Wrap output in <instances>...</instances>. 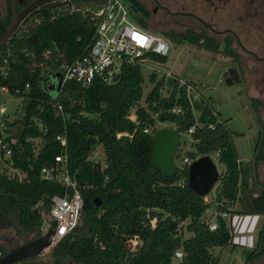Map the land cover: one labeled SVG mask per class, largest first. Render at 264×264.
<instances>
[{
    "label": "trees",
    "instance_id": "16d2710c",
    "mask_svg": "<svg viewBox=\"0 0 264 264\" xmlns=\"http://www.w3.org/2000/svg\"><path fill=\"white\" fill-rule=\"evenodd\" d=\"M29 2L16 1V9ZM86 2L69 0L70 6H42L45 8L29 14L0 47V86H6L15 98L1 119L5 131L17 138L11 156L13 166L26 174L19 180L10 177L6 168L0 169V230L13 227L17 234L39 235L41 211L48 212L52 196L64 192L57 178H42L41 168L55 165V156L65 148L69 171L83 199L99 197L101 204L82 210L80 225L50 253L54 264H64L68 259L75 264H170L177 250L183 253L178 264H217L213 248L229 245L232 238L229 222L221 213L264 216V181L256 178L257 165L264 162V123L252 160H240L226 120L207 103L195 117L186 84L175 80L163 95V79L156 80L151 73L153 87L143 98L144 78L138 65L124 66L109 84L94 79L82 87L67 80L52 98L43 82L51 72L86 55L94 40L96 19L86 9L97 8L102 0L87 6ZM8 4L3 27L12 17L10 0ZM160 33L173 44H189L238 63L228 39L220 49L217 41L203 34ZM253 104L260 118L264 103L252 98ZM133 109L137 123L128 118ZM166 124L180 134L196 125L190 135L194 150L184 151L182 158L193 161L218 153L216 158L224 166L221 189L209 202L187 186L188 164L178 167L171 178L162 176L151 164L153 135L160 128L157 125ZM119 132L124 134L117 137ZM57 135L66 137V147L61 146ZM97 145L104 151L105 167L100 175L94 171L96 162L88 159ZM210 208L216 214L214 230L209 228L213 212L205 215ZM184 231L190 235L184 237ZM133 236L138 237L139 245L131 251L126 242ZM262 254L264 223L245 264H254Z\"/></svg>",
    "mask_w": 264,
    "mask_h": 264
},
{
    "label": "rangeland",
    "instance_id": "374dc122",
    "mask_svg": "<svg viewBox=\"0 0 264 264\" xmlns=\"http://www.w3.org/2000/svg\"><path fill=\"white\" fill-rule=\"evenodd\" d=\"M16 1L21 3L33 0ZM98 1L100 0L90 2L85 0L84 5H91ZM156 1L160 0H143L149 11H151ZM124 2L130 5L128 0H124ZM163 3L175 11H186L188 7L186 0H164ZM66 5L70 6L71 4ZM72 5L75 4L72 3ZM224 5L222 11L223 21L220 28H232L247 50H253L258 56L264 57V18L258 20V23L254 25L255 28L252 26V0H226ZM8 8V0H0V20H3L8 14ZM208 12L210 13L211 10H208ZM130 17L137 26L159 34L167 31L180 34V32L186 31V24L189 22V18L184 15L169 16L161 12L152 15L147 22L142 20L139 12L133 10ZM231 21H234L235 24H232ZM163 36L168 39L165 35ZM225 37L226 40L232 41V48L238 56L237 64H234L231 58H226L222 54L197 50L189 44L176 45L168 39L172 46L168 57L164 60L163 65L152 64V67L155 68L156 80L163 79L164 81L163 95H167L168 90L174 86V81L179 80L180 84L185 83L188 88V97L196 118L199 117L205 103H207L221 120H226V124L233 132L232 141L236 147L238 158L246 161L253 158L255 150L258 149L256 148L258 139L259 137L262 138L261 128L263 126L261 123H264V107L260 111V118H258L259 110L254 104L252 105V98H257L264 103V62L254 60L252 55L237 46L235 39L230 35H225ZM221 48L223 49V46ZM150 56L157 58L154 55ZM216 56L220 58L216 59ZM229 70H233L235 75L225 74ZM149 72V70H142L144 78L142 84L143 98L153 87V83L149 81ZM62 81L63 69L59 68L51 72L43 82V86L49 91L52 98L57 97ZM1 99H7L8 105L15 103V98L8 97L6 94H2ZM8 105H6L7 108ZM157 126L161 128L168 125ZM36 142H39V140ZM178 143L179 147L176 155L180 154L181 156H175L174 162L177 167H180L184 151H193L194 146L191 144V136L188 134H181ZM211 158L221 174L224 166L218 162L215 155ZM97 159L104 164V157ZM1 167L2 164L0 163V169ZM256 178L259 181H264V162L258 163ZM220 189L221 186L218 181L211 192L205 196V200L210 201L212 195L219 193ZM212 212L213 208H210L205 212V215L210 216ZM237 215L239 214L232 212L229 219V229L231 234H234L233 238H236L237 242L245 233L246 245L234 246L233 243H230L223 248H213L212 253L218 256L217 264H245L248 255L257 246V231L262 229L263 222L259 227L257 226L258 229L255 232L248 233L242 228L239 229L238 225L241 223L236 220L239 218ZM44 227L48 228V221L45 222ZM4 232L13 234V231L9 228ZM189 235L190 233L184 231V237ZM248 239H252L251 245H248ZM170 264H178V260L173 258ZM254 264H264V254L256 259Z\"/></svg>",
    "mask_w": 264,
    "mask_h": 264
},
{
    "label": "built area",
    "instance_id": "2783aa9c",
    "mask_svg": "<svg viewBox=\"0 0 264 264\" xmlns=\"http://www.w3.org/2000/svg\"><path fill=\"white\" fill-rule=\"evenodd\" d=\"M86 10L96 19L95 37L86 55L62 68L63 81L61 87L67 80H74L82 87L89 86L94 79H100L108 84L112 83L126 65H138L142 70H149L150 74L155 73L156 76L155 68L152 67V64H164L160 59H166L172 47L168 39L159 33L148 31L137 26L130 17L132 9L124 0H102L97 8L87 7ZM48 54V51L44 52V55L47 56ZM150 55H154L157 58H152ZM0 94L1 170L6 168L10 177L17 176L19 180H22L26 174L13 166L11 158L13 146L17 143V138L5 131V122L1 119V116L7 110L6 105L8 102L7 99H1L2 94L13 98L14 96L8 94V88L6 86H0ZM140 103L143 105V100ZM59 109L61 110V107ZM172 111L179 112V109L173 108ZM128 118L137 123L134 109ZM38 126L41 127L42 124L38 123ZM195 127L196 125L191 126L186 134L191 135L195 131ZM209 128L213 129L214 127L210 124ZM144 131L147 132V129ZM123 134L119 132L117 133V137ZM56 139L59 140L62 147H66V137L64 135H57ZM99 157H104V151L101 145H97L91 150L88 159L99 163L100 171L103 172L105 162L102 164L97 159ZM55 162V165L41 168L42 178L47 180L57 178L64 187L63 194L52 196L50 210L48 212L41 211L42 225L39 236L48 232L51 228V221H55L56 223L51 237V243L44 249V253H49L53 250L61 240L69 236L79 226L84 204L81 190L69 171L68 154L65 148L59 155L55 156ZM190 162L185 157L183 158L182 164L189 165ZM182 164L180 167H182ZM205 201L209 202L207 200ZM221 217L226 218L229 222L230 213L222 212ZM46 221H48V228L44 227ZM155 222V219L151 220V225L154 226ZM216 227V214L213 212L209 220V228L214 230ZM138 244L139 240L137 236H133L126 242V246L131 251L136 250ZM174 256L180 260L183 253L177 250Z\"/></svg>",
    "mask_w": 264,
    "mask_h": 264
},
{
    "label": "water",
    "instance_id": "95a60500",
    "mask_svg": "<svg viewBox=\"0 0 264 264\" xmlns=\"http://www.w3.org/2000/svg\"><path fill=\"white\" fill-rule=\"evenodd\" d=\"M69 0H33L21 10L16 9V0H10L12 8V18L7 28L2 31L0 35V47L7 41L10 35L18 28L20 23L28 17L29 14L41 11L44 8L41 6L47 5L48 8H54L61 5H65ZM130 7L133 11H142L137 0H128ZM237 41L240 43L239 38L236 36ZM241 48L255 56L260 61H264L263 58H259L252 51L246 50L242 45ZM235 75L233 70H229L225 74ZM232 75V76H233ZM181 134L173 127L164 126L157 130L153 135V148L151 156V164L155 166L162 176L171 178L176 175L177 166L174 162L176 152L178 149V142ZM94 171L97 175L101 174L100 164H94ZM220 173L217 169L216 163L209 155L198 157L190 162L187 168V186L199 195L207 196L214 185L219 181ZM101 199L95 197L93 200L87 198L84 199L83 209H87L92 206H100ZM55 221H51L50 229L44 235L39 236L37 239L23 246L16 248L11 252L10 261L14 262L25 257H35L41 250L48 247L51 243V237L54 232ZM80 225V221H79ZM76 229H74L75 231Z\"/></svg>",
    "mask_w": 264,
    "mask_h": 264
},
{
    "label": "flooded vegetation",
    "instance_id": "af4514ba",
    "mask_svg": "<svg viewBox=\"0 0 264 264\" xmlns=\"http://www.w3.org/2000/svg\"><path fill=\"white\" fill-rule=\"evenodd\" d=\"M137 1L139 2L143 10L135 11V12H139L141 14L143 21L147 22L148 20H150L152 15H155L160 12L165 13L169 16L184 15L187 18H189V22L186 24V29H185L186 31H188V33L203 34L206 37L212 38L220 44V49H222L221 47L222 46L224 47L225 45V40H226L225 35H230L231 37H233V39H235L237 46L241 48L242 44L240 45V43L237 41L236 38L237 33L232 28L229 27L220 28V24L223 21L222 11L224 10V6H225L224 4L226 0H186L188 4L186 11L171 10L167 5L163 3L164 0L154 2L153 8L151 9V11H149V9L145 6L143 0H137ZM208 10H211V12L209 13ZM7 16L8 14L5 16V18ZM0 18H1V12H0ZM5 18H3V20ZM262 18H264V0H252V26L254 27V25L258 23V20ZM1 21L2 20H0V35L2 34V31L8 27L11 19L6 27H3ZM231 23L233 24L234 21H231ZM231 48H232V41H231ZM252 53L256 54V52H254L253 50ZM256 56L264 59V57L258 56L257 54ZM252 57L254 58V60L260 61L257 58H255V56L252 55ZM7 228H9V230H12L13 234L5 233L4 231H6ZM38 237L39 235L36 234H17L16 230L13 227L1 228L0 264H54V261L52 260L50 255L52 250L49 253H44V249L41 250V252L35 257H25L16 260L14 262L10 261L11 258L10 254L12 251H14L16 248L20 246L32 242ZM70 263L75 264L70 259H68L64 264H70Z\"/></svg>",
    "mask_w": 264,
    "mask_h": 264
},
{
    "label": "crops",
    "instance_id": "0c3cea01",
    "mask_svg": "<svg viewBox=\"0 0 264 264\" xmlns=\"http://www.w3.org/2000/svg\"><path fill=\"white\" fill-rule=\"evenodd\" d=\"M220 58L219 56H216V59ZM252 160V159H250ZM249 161V160H246ZM230 216H232V213L230 214ZM236 220H239L238 223L240 222L241 224L238 225L239 229L242 228L243 230H245V232L247 231L248 233H252L255 232L259 227L260 224L263 222L264 223V216L263 215H243V214H239L237 215ZM248 227V229H246ZM259 231V230H258ZM257 231V233H258ZM232 235V234H231ZM234 234L232 235L231 238V244L233 243L234 246H240V245H246L245 242H247V240H245V233L242 234V237L239 238V242H237L236 238H233ZM258 236V234H257ZM252 244V239H248V245ZM233 246V247H234Z\"/></svg>",
    "mask_w": 264,
    "mask_h": 264
},
{
    "label": "snow or ice",
    "instance_id": "6c2138e0",
    "mask_svg": "<svg viewBox=\"0 0 264 264\" xmlns=\"http://www.w3.org/2000/svg\"><path fill=\"white\" fill-rule=\"evenodd\" d=\"M142 39V38H141Z\"/></svg>",
    "mask_w": 264,
    "mask_h": 264
}]
</instances>
